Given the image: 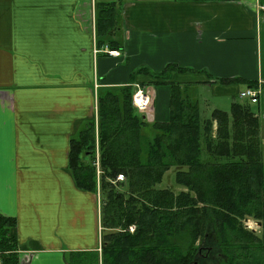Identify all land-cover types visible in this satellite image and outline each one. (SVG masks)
<instances>
[{
    "label": "crops",
    "instance_id": "crops-1",
    "mask_svg": "<svg viewBox=\"0 0 264 264\" xmlns=\"http://www.w3.org/2000/svg\"><path fill=\"white\" fill-rule=\"evenodd\" d=\"M110 1L0 0V212L17 220L19 264H69L70 253L101 247V196L79 189L68 165L71 139L97 120L103 84L143 85L147 118L165 120L170 85L155 92L152 76L132 72L192 68L172 80L247 104L264 144V9L255 0H123L118 56L95 53L96 4ZM251 85L261 87L258 102L240 97Z\"/></svg>",
    "mask_w": 264,
    "mask_h": 264
},
{
    "label": "trees",
    "instance_id": "trees-1",
    "mask_svg": "<svg viewBox=\"0 0 264 264\" xmlns=\"http://www.w3.org/2000/svg\"><path fill=\"white\" fill-rule=\"evenodd\" d=\"M122 3L96 4L99 49H123L116 35ZM174 71L193 69L169 63L160 72H132V79L143 73L170 85L167 120L151 121L138 110L134 81L99 86L97 120L71 139L68 167L79 189L101 196L102 247L70 253L69 264H264V231L244 222L264 227L259 119L239 101L230 111L216 108L202 116L198 99L187 94L190 85L172 80ZM172 168L177 191L159 186ZM119 173L124 181L108 180ZM16 226V218L0 212V264H19Z\"/></svg>",
    "mask_w": 264,
    "mask_h": 264
},
{
    "label": "rangeland",
    "instance_id": "rangeland-1",
    "mask_svg": "<svg viewBox=\"0 0 264 264\" xmlns=\"http://www.w3.org/2000/svg\"><path fill=\"white\" fill-rule=\"evenodd\" d=\"M101 52H104V51H101ZM163 84H165V83H163ZM140 86L143 88V85H140ZM160 87H164L163 89H167V86H163L160 83L159 84H153V88L155 89V92H156V90L157 91L160 90ZM146 90H147V88H145V91ZM187 94L189 96L193 97V98L198 97L197 99L199 101L201 113H202V116H204V117L210 116L212 114L213 110L216 109L218 106L223 107L222 109L225 108L224 110H227V111L231 110V107H229V105H228V104L231 103V101H228V100L224 99L223 97H219V96L213 95V93L210 90H207V88H203V87L197 88L196 86H190L188 91H187ZM245 101H247V100H245ZM250 105H251L252 109L255 112H258V105L257 104L250 103ZM157 106H160L159 101L157 103ZM214 107H216V108H214ZM147 112H150V110L147 111ZM168 116H167V119H168ZM149 117L153 118L152 115H149ZM154 119L161 120V119L157 118L156 116L154 117ZM167 119H165V120H167ZM259 136H260V139H261V145H262V149H263V159H264V144L262 143L263 139H262L260 133H259ZM96 155L99 158L98 159L97 156H96L98 187L100 188L101 187V179H102L101 175H103L104 172H103L101 164H100L99 149H97ZM120 175H123V174L119 173L115 177V179H109L108 178V180H111L112 183H114V185H117L119 182L124 181L126 179V177H124V175H123L122 178H119ZM159 186H161V187L170 186L176 191L180 188L175 182V171H174L173 168L166 172V174L164 176V179L162 180V183H160ZM98 190L100 191V189H98ZM244 222L247 225V227L250 228V229H254L255 231H258V232H261V230L264 231V227H262L263 225H261V222L255 221L254 219H247V220L245 219ZM134 228H135V225H131L130 226V230L131 229L134 230ZM133 230H131V231H133ZM101 247H102V241H101Z\"/></svg>",
    "mask_w": 264,
    "mask_h": 264
},
{
    "label": "built area",
    "instance_id": "built-area-1",
    "mask_svg": "<svg viewBox=\"0 0 264 264\" xmlns=\"http://www.w3.org/2000/svg\"><path fill=\"white\" fill-rule=\"evenodd\" d=\"M255 1L257 2V4L259 5L260 8L264 9V3H262V0H255ZM101 51L107 52V53H109V55H112V56L120 55L118 51L110 50L108 48V46H105L102 49H99L97 46H95V53H98ZM96 87H98L97 84H96ZM260 94H261V87L249 86L240 92V97L243 99H249L252 102H258ZM133 103L138 108V110L147 113V111H149L151 109L152 98L145 91L144 88H142L141 86H138V89L136 90V92L134 93V96H133ZM97 158H98V156H97ZM122 177H123V175H120L119 178H122ZM131 230H133V229H131ZM101 241H102V239H101ZM99 251H101V247L99 248Z\"/></svg>",
    "mask_w": 264,
    "mask_h": 264
},
{
    "label": "water",
    "instance_id": "water-1",
    "mask_svg": "<svg viewBox=\"0 0 264 264\" xmlns=\"http://www.w3.org/2000/svg\"><path fill=\"white\" fill-rule=\"evenodd\" d=\"M146 116V115H145Z\"/></svg>",
    "mask_w": 264,
    "mask_h": 264
}]
</instances>
